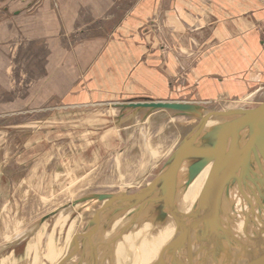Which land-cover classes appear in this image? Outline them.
Instances as JSON below:
<instances>
[{"label":"rangeland","instance_id":"1","mask_svg":"<svg viewBox=\"0 0 264 264\" xmlns=\"http://www.w3.org/2000/svg\"><path fill=\"white\" fill-rule=\"evenodd\" d=\"M140 1L0 0V264H32L28 245H35L38 264H51L45 261L50 249L57 246L60 252L69 242V224L73 223L75 234H84L104 205L98 196L146 191L200 116L263 105L264 93L231 100L190 99L182 91L185 77L178 74L179 89L172 98L195 105L197 112L125 106L132 101L126 92L130 73L122 71L121 61H129L130 69L139 57L136 40L148 45L151 38L140 30L135 36L133 27L131 32L126 28L113 34ZM139 11L148 17L152 11L158 14L160 30L152 35L163 44L166 33L160 13L164 12L149 3ZM147 20L145 26L150 28ZM189 31L176 35V40L184 44ZM108 46L112 56L100 65H113V71L123 74L119 82L126 89L99 90L88 103H75V96L84 99L90 92L85 90L90 86V68L100 62ZM102 69L97 67L99 82L109 75ZM161 206V202L142 203L123 221L133 216L135 228L143 223L163 225L168 218ZM114 215L102 216L99 228L104 236L109 234L110 242L119 235L112 228ZM259 240L264 237L246 239L237 257L245 249L257 248ZM93 244L98 251H107L101 238ZM76 248L71 254L79 255L78 264L87 262L82 238Z\"/></svg>","mask_w":264,"mask_h":264},{"label":"crops","instance_id":"2","mask_svg":"<svg viewBox=\"0 0 264 264\" xmlns=\"http://www.w3.org/2000/svg\"><path fill=\"white\" fill-rule=\"evenodd\" d=\"M148 3L164 12L160 13L166 33L163 44L152 35L160 30L158 14L152 11L148 17L139 11ZM132 12L133 15L119 23L113 35L121 34L126 28L131 32L133 27L135 36L139 37L140 30L151 39L148 45L143 39L136 40L135 52L139 57L130 69L129 61H121L122 71L130 73L125 78L128 86L119 82L125 76L120 77L113 71V65L101 67L112 56L113 50L108 46L102 51L100 62L95 61L90 68V86L85 88L90 92L85 93L84 99L75 96V103H88L99 90L111 87L127 88L128 99L132 101L135 98L174 101L177 98L172 97L179 89L178 74L185 77L182 91L199 102L264 93V0H142ZM147 18L150 28L145 26ZM187 28L190 33L183 37L186 41L181 44L176 35L185 34ZM97 67L109 73L100 82Z\"/></svg>","mask_w":264,"mask_h":264},{"label":"bare ground","instance_id":"3","mask_svg":"<svg viewBox=\"0 0 264 264\" xmlns=\"http://www.w3.org/2000/svg\"><path fill=\"white\" fill-rule=\"evenodd\" d=\"M147 100L140 101L144 102ZM257 107L260 106L256 105L250 108L255 109ZM235 117H211L207 121L202 134L195 141L196 144H203L201 141L203 136ZM248 132V129L241 131L239 147L246 143ZM260 162L264 170L263 161ZM188 165L189 161L185 160L178 169L175 184L176 192L173 199L174 206L163 210V213L168 218L165 224L151 227V225L143 223L135 228L132 222L133 216H128L129 218L125 221H123V216L134 212L137 205L134 206L133 201H121V199L118 201L114 199L119 198L122 194L120 196H111V198L102 201L104 204L108 201L110 204L105 209L101 208V212L98 214L99 219L96 230L92 232L89 238L86 234L95 227L94 224L84 234H75L73 223L69 224L66 230L69 242L67 243L66 241L60 252L57 246H53L50 249L51 255L45 261L51 264H78L79 255L77 256L76 253L69 255L79 246L80 238L84 241L85 255L88 257L87 262H81L80 264H230L234 260L236 261L237 254L245 247L244 242L246 239L256 238L257 235L261 238L264 237V183L260 181L262 177L257 170L256 162L252 156L249 165L250 172L242 174L238 183H229L224 189L217 207V213L219 212L218 215L220 216L216 225L218 230L213 228L206 229L207 226L204 227L203 223L196 224L192 235L188 238L185 237L183 240L181 239L182 230L180 227L182 226L185 229L192 228L194 219L190 218V214L199 203L200 194L211 167V164H208L201 173L195 176L190 183L186 184L189 174L187 171ZM155 195L157 194L155 193L153 196ZM109 212L116 216L112 228L119 233L118 237L112 242L108 241L110 237L108 233L104 236L99 232L101 217ZM170 212L181 220V224L175 222ZM224 213H227V216ZM58 220H61V218ZM98 238H101L103 247L107 251H98L93 246V242ZM87 244L90 248L86 246ZM49 246H52V244H49ZM35 248V245H28L26 248L28 257L32 256L33 258L32 264H38L37 250Z\"/></svg>","mask_w":264,"mask_h":264},{"label":"water","instance_id":"4","mask_svg":"<svg viewBox=\"0 0 264 264\" xmlns=\"http://www.w3.org/2000/svg\"><path fill=\"white\" fill-rule=\"evenodd\" d=\"M125 106L131 109L148 108L151 110H169L184 113L198 111L195 105L181 101H133L127 102ZM231 116L236 117L222 123L216 130L210 131L203 136V140H201L203 144H196L195 141L200 137L207 121L211 117ZM245 129L249 131L248 137L246 143L239 147L240 133ZM252 156L262 177L260 181L264 183V170L260 162L263 161L264 164V104L255 109L209 111L206 115L200 116L195 128L182 140V143L170 156L164 171H161L155 177L146 191L135 195H121L119 198L114 199L118 201L120 199L121 201H133L134 206L140 205L143 201V203L161 202L163 210L165 208H173L176 177L182 162L185 160L189 161L187 168L189 174L186 184L190 183L208 164H211L207 180L200 194L199 203L190 214V218L194 219V224L190 229L180 227L182 230L181 239L184 240L185 237L188 238L192 235L194 225L200 223H203L204 227L207 226L206 229L213 228L218 230L216 225L218 224L217 207L220 201L219 198L229 183H238L242 174L250 172L249 165ZM155 193L157 195L153 196ZM109 198H111V195L108 194L98 196L101 201ZM109 204L106 201L101 208L105 209ZM101 208L92 217L95 227L86 234L88 238L96 230L99 219L98 214L101 212ZM170 214L177 224H181V220L177 216L172 212ZM48 217L49 215L44 217L42 222L47 220ZM256 243H258L257 248L245 249L239 257H236L237 260L232 264H264V241L259 240Z\"/></svg>","mask_w":264,"mask_h":264}]
</instances>
